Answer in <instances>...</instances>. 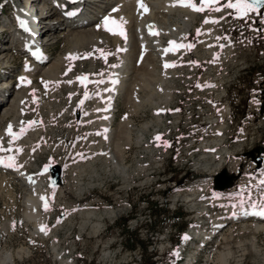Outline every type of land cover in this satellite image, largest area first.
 Returning <instances> with one entry per match:
<instances>
[{"label":"rangeland","instance_id":"374dc122","mask_svg":"<svg viewBox=\"0 0 264 264\" xmlns=\"http://www.w3.org/2000/svg\"><path fill=\"white\" fill-rule=\"evenodd\" d=\"M12 1L0 0V23L14 12ZM228 2L221 0L215 8L192 17V47L171 54L169 63L159 61L156 51L139 58L138 43H132V64L127 70L137 73L115 103L109 140L103 137V104L124 41L116 42L111 32L101 29L94 37L87 34L73 54L77 58L68 59L73 45L64 38L66 20L63 17L60 26L62 21L55 20L60 14L50 11L43 16L44 24L53 23L48 58L61 61L53 75L42 78L39 74L26 81L22 91L16 86L9 95V88H0L9 96L0 120L11 100L16 97L20 102L1 123L0 149L13 150L6 155L12 158L14 171L16 167L38 175L41 165L58 164L60 184L56 191L46 192L51 208L46 212L38 206L41 221H37L27 216L28 187L12 171L0 168V264H8L3 262L7 253L14 256L12 264H139L141 249H127L115 227L121 217H128V228L137 231L139 238L150 241L146 256L151 255L153 264H190L193 259H198L194 264H264V231L254 229L256 220L229 224L214 234L203 253L199 249L205 245L199 238L206 239L204 235L182 245L192 228L208 237L216 231L218 222L227 219L226 205L260 204L264 197V8L237 18L236 11L226 7ZM135 5L124 6L131 29L137 28L141 18V9ZM217 7L221 10L216 11ZM160 15L155 20L144 14L143 26L156 21L165 30L170 24H163ZM206 19L218 23H205ZM10 37L11 32L0 33V46L14 47L12 51L0 47V86L7 79L15 81L22 74L18 70L25 67L24 53ZM161 39L165 45L169 42L165 34ZM98 50L108 54L106 60ZM2 53L9 55L8 63ZM165 64L175 67L165 68ZM80 73L90 75L87 87L73 83ZM26 120L33 123L25 125ZM9 125L18 131L17 138H10ZM21 128L25 129L22 134ZM213 141L219 144H209ZM222 149L227 151L223 167L211 175L219 163L213 151ZM232 163L234 174L229 172ZM223 171L234 175L233 191L222 194L227 198L217 202L220 193L228 191L214 189L215 178ZM192 188L199 192L189 202L186 195ZM149 201L172 217L154 232L144 226L152 219ZM174 222L185 229L180 233ZM40 223L45 231L37 228Z\"/></svg>","mask_w":264,"mask_h":264},{"label":"bare ground","instance_id":"6f19581e","mask_svg":"<svg viewBox=\"0 0 264 264\" xmlns=\"http://www.w3.org/2000/svg\"><path fill=\"white\" fill-rule=\"evenodd\" d=\"M19 2L20 3L16 6V9L19 12H23L25 10H28L30 12L31 19L33 17H35V23L34 24L36 25V28H37L35 40H39V45H41L44 49H46L49 42H51V43L54 42V37H53L54 32L52 31L53 30V23H51L52 21L46 22L45 23L46 25H45L43 22V21H45L43 19V16H46L47 14H51V13L56 16V14H58V13L53 8H50L48 10L49 5H48V3L46 4L45 0H19ZM100 2L104 5L99 6V8L96 9V7H98ZM128 2L129 3L134 2L136 4L135 6H137L138 8L141 9V11H140L141 12L140 13L141 18L138 19L139 23L137 25V28H135V29H131V26H130L131 18L128 15V13L127 14L125 13V7L124 6ZM28 3H30L29 6H28ZM142 3H143V5H145L147 7V11H145L144 8H142L140 6V4L138 3V0H85V1L83 0L82 4H81V9L79 11L80 14L78 15L79 16L78 18L82 19L80 22L71 25L70 20L66 19L65 17L63 18L60 13H59L60 18L55 19L57 22L62 21V18L64 20H66V23L68 25V30H67V32H63V33H65L64 34L65 39H71L70 41L72 42L73 46H72L71 51L69 53H71L72 55L75 54L78 51L79 46L87 40V37L85 38V36H87V34H88V36L93 35V37H94V36H96V34H98L97 31L104 29L103 20L105 17H108L112 20L117 21V23L120 24V26L122 27L123 31L126 34L125 36H121L119 34L114 35L111 33V35L114 37L116 42L120 43V40H123L124 43L121 46H119V49H120L119 52H120L121 56H119L118 61L112 67V71L110 74V82H109L110 88H109V91L107 92V98L105 100V103L103 104L105 111H106L104 113L105 116H104V120L102 122V124H103V137L106 138L107 140H109L108 139L109 136L112 135V133H113V130H112L113 119H114L113 110H114V107L116 106V104H115L116 100L115 99L112 100V98L116 94L119 95V97L120 96L123 97L129 83L131 82V80H133L132 79L133 74L137 73L134 70L133 71L127 70L129 68V64H132V62H131L132 56H131V49H130L132 46V43H135L136 41L137 42L135 44L138 43L139 47L138 46L137 47L140 50V54L138 55L139 58L142 59L147 51H156L155 56L159 59V61H166L168 63L170 61L169 56L171 54H175V52L174 51H168L167 53L165 52V49H167L166 45L169 42L165 45L162 42L161 35L165 34V35L169 36V41H176L178 44L189 45V31L191 29V27H190L191 26V19L193 16H195V14H196L195 12L190 11L189 8L178 6L172 0H142ZM147 3H150L151 6H148ZM42 4L43 5L45 4V6H41ZM34 7H35V9H34ZM43 8H45V9H43ZM32 10H34L33 13L31 12ZM50 11H51V13H50ZM160 13L162 15V16L160 15V18L162 19V23L165 25L170 24L169 27H167L164 30L158 26L156 21L154 23H152L153 22L152 21L151 22L152 24L151 23L150 24L154 27L155 32L158 33V35H149V34L147 35V34H145V29L147 27L145 28L143 26V23H144L143 19H145L144 14H146L149 17L154 18L156 20V16ZM160 18H158V19H160ZM211 19H213V18H211ZM160 20H159V22H160ZM41 22H43V23L41 25H39V23H41ZM172 22H174V23L179 22L180 26L174 28L171 26ZM59 23L61 26V24H63V21L59 22ZM98 25L100 27H98ZM109 27H113V25L110 24ZM0 29H1V26H0ZM3 30L4 31L1 32V34L7 35V32L9 31L8 28L5 27ZM104 31H105V29H104ZM11 38H12V36H11ZM84 38L86 40H84ZM81 40L82 41L84 40V42H82ZM51 43H49V44H51ZM0 47L3 48L4 50H11V51L14 48L11 45H9V46L1 45ZM186 48H188V47H181L178 51H182ZM5 55H7V56H5ZM8 56L9 55L5 54V53H2V55H1V58L4 57V59L3 58L2 59L5 63H8ZM139 58H138V60H139ZM60 61H61L60 59L52 58V59H48V60L46 59L44 63H42L41 65H38V66H32L28 69L26 67H24L23 70L21 71V73L26 75L25 79H23L21 82H18L17 84H15V81H13L11 83L10 82L11 79H10V77H8L10 80H8V79H7V81L5 80L4 83L0 86V88L4 89L3 87H5V86L7 88H9L8 94L10 93V90L14 89L16 86H19L18 90L22 91L24 89L26 81L33 80L39 74H41L42 78H44V77L48 78L50 75H53L54 71L57 68V65L59 64ZM2 73L3 72L0 71V75ZM25 89H26V87H25ZM16 90H17V88H16ZM5 92L0 91V110H1L2 106L4 105V103L7 104L6 102H7V99L9 98L8 94ZM13 92H14V90H13ZM20 93H22V92H20ZM20 93H17V94L20 96ZM119 97H118V99H119ZM18 104H20V102L15 97L14 100H11L10 104L6 105L3 108L4 112H3V115H2L1 120H0V126H1V123L5 119H7L13 112H15V110H16L15 108L17 107ZM206 144H208V143H204V145H206ZM209 144L218 145L219 141H213ZM111 152H112L111 149L108 148V154H109L111 161L116 166H118L116 158H115L114 154H112ZM226 152L227 151L225 149L213 151V157H217L219 159V163L214 168L213 171H210L211 175L215 174V170H219L220 168L223 167V164H222V161L224 158L223 154H226ZM5 164H6V162L5 163L3 162V164H0V168L5 169V170H10V173L12 171L15 174V178L22 181L30 190L29 198H27V205H28L27 207L29 208V210L27 212V216L30 219H35L37 221L38 220L41 221V215H40V212L37 209V207L40 206V207L44 208V210H45L44 206H45V204H47L48 210L46 212H48L49 209L51 208V202H50V198L46 195V192L56 189V186L52 185L49 182V173L44 175L43 178H39L38 177L39 175H31L28 172L21 170L19 168H16V167H15V171H14V169L12 167H5L4 166ZM261 164L262 163H260L258 165L261 166ZM231 167H232V170H230L229 172L234 174L235 170H236L235 163H232ZM225 179L226 178H224V180ZM226 190H228V191H226ZM226 190L221 191V192H224V191H226V192L220 193V195H219L220 197H217L215 199L217 202L223 201L224 199L227 198V195H225L226 197L222 198L221 197L222 194H228L230 191H233V189H231V187L227 188ZM198 192H199V189H197V188L189 189L187 191V195H186V196H188L187 201L191 202L192 198L190 196H196L198 194ZM52 193H51V195H52ZM42 197H44L45 199H42ZM253 204H255V203L246 202V201H238V202L233 203L231 205H226L225 206V212L228 215L227 219L223 222H218L219 224L216 226V231H213V233H211V234L214 235L215 233L223 232L225 230V228L228 227V225L233 223V222L243 223L246 221L249 222L251 220L257 221V223L254 224L255 225L254 229L257 232L258 231H264V219H261L258 216L250 214L251 213L250 210H252L253 212L258 211V208H253V206H251ZM41 226L42 225L40 223V225H38L37 228L41 229ZM244 228L247 229V227H244ZM201 235H204L206 238L208 237L207 236L208 234L200 232L197 228H192L187 233V238L191 237V236L198 237ZM224 239L229 240V239H227V237H225ZM220 256L222 258H224L222 254ZM13 261H14V256L11 253H7L3 257V262H5V263L12 264Z\"/></svg>","mask_w":264,"mask_h":264},{"label":"snow or ice","instance_id":"6c2138e0","mask_svg":"<svg viewBox=\"0 0 264 264\" xmlns=\"http://www.w3.org/2000/svg\"><path fill=\"white\" fill-rule=\"evenodd\" d=\"M138 3L140 4V6L142 8H144L145 11H147V7L145 5H143L142 0H138ZM178 3L180 6L183 7H189L191 8V10L196 11V12H202L205 10V7L210 6L212 4H217L218 0H200V5L201 6H197L196 3H193V0H178ZM264 4V0H235V2H232V0H229V2L226 4V7L228 9H234L236 11V13L238 14L237 18H243L244 16H246L250 11H257L258 10V6ZM216 11H220L221 9L219 7H217L215 9ZM205 23H218V21L216 20H208L206 19L204 21ZM113 25V27H109V25ZM98 27H100L98 25ZM103 27L106 31L111 32L112 34H119L121 36H125V32L123 31L122 27L120 26V24L117 23V21L112 20L108 17H105L103 20ZM149 34L151 35H158V33L153 32L152 25H149ZM169 45L170 46H174L175 48H181V47H188L191 48L192 45H183V44H178L176 41H169ZM174 50L173 47H170L168 49H165V52L167 53L168 51H172ZM101 54V56L106 60L107 59V53H105L103 50H98ZM91 55V54H88ZM77 57L73 56L70 54V56L68 57V59H76ZM165 68L168 67H175L174 64H165L164 65ZM78 80L81 81L82 84H86V82L88 81V77L87 76H81V77H77ZM103 81H99L98 83H102ZM199 86V85H197ZM85 98H88V93L85 92L84 93ZM81 103H83V101H81ZM29 123H33V122H29ZM25 131L24 128H21V134ZM7 132L9 135H12V126L9 125ZM161 137L158 135L156 137V140H160ZM165 146H168L167 143L165 142ZM3 150V149H0ZM9 160H11L12 158L9 157ZM0 163H3L2 160H0ZM5 167H12L13 165L11 163H6L4 165ZM262 183H264V181H262ZM42 199H45L44 197H42ZM45 211L48 210V205L45 204ZM253 208H258V211L254 212L253 214L255 215H260V216H264V197H262L261 199V203L259 205L257 204H253ZM247 214V213H246ZM45 226H41V231H45ZM185 239H187V237H185Z\"/></svg>","mask_w":264,"mask_h":264},{"label":"trees","instance_id":"16d2710c","mask_svg":"<svg viewBox=\"0 0 264 264\" xmlns=\"http://www.w3.org/2000/svg\"><path fill=\"white\" fill-rule=\"evenodd\" d=\"M148 215L152 216L149 224H145L148 230L156 231L157 227L162 225L169 218L172 219L169 215H166L167 211L164 207L158 206L153 201H149L147 205ZM128 217H121L118 221L115 222V227L119 229V233L125 238V247L127 249H141V256L139 258V264H153L154 262L150 256H146L147 248L150 243L148 239L143 240L139 238L137 231L130 230L126 224ZM174 225L179 231L185 228L184 224H177L174 222Z\"/></svg>","mask_w":264,"mask_h":264},{"label":"water","instance_id":"95a60500","mask_svg":"<svg viewBox=\"0 0 264 264\" xmlns=\"http://www.w3.org/2000/svg\"><path fill=\"white\" fill-rule=\"evenodd\" d=\"M261 6L264 7V4L259 5L258 8H260ZM256 150H259V149H256ZM51 169H52V173H51L52 178L50 180L51 183L59 184L60 183V168H59V166L55 165ZM224 178H226V179L224 180ZM232 178H233V176H227L225 171H223V175L221 177L215 178L214 187L216 189H223L225 187H228L232 182Z\"/></svg>","mask_w":264,"mask_h":264}]
</instances>
